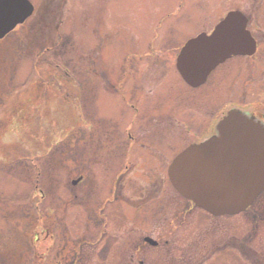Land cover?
<instances>
[{
	"label": "rangeland",
	"instance_id": "rangeland-1",
	"mask_svg": "<svg viewBox=\"0 0 264 264\" xmlns=\"http://www.w3.org/2000/svg\"><path fill=\"white\" fill-rule=\"evenodd\" d=\"M30 1L0 39V264H264V191L213 215L168 176L228 109L264 113V0ZM233 9L257 52L188 85L178 53Z\"/></svg>",
	"mask_w": 264,
	"mask_h": 264
},
{
	"label": "water",
	"instance_id": "water-1",
	"mask_svg": "<svg viewBox=\"0 0 264 264\" xmlns=\"http://www.w3.org/2000/svg\"><path fill=\"white\" fill-rule=\"evenodd\" d=\"M33 11L30 0H0V38ZM247 22L241 11H230L211 34L189 39L176 63L184 80L199 86L232 55L253 54L256 41ZM168 176L182 196L214 215L245 211L264 191V123L231 109L217 123L215 135L190 144L172 160Z\"/></svg>",
	"mask_w": 264,
	"mask_h": 264
},
{
	"label": "trees",
	"instance_id": "trees-1",
	"mask_svg": "<svg viewBox=\"0 0 264 264\" xmlns=\"http://www.w3.org/2000/svg\"><path fill=\"white\" fill-rule=\"evenodd\" d=\"M34 99H35V98H34ZM34 99H32V101H33ZM13 102H14V100L11 99V104H12ZM13 105H14V104H12V105H8V106H9V108H10V107H12ZM79 124H80V123H79ZM91 130H93V127L91 128ZM74 131H75V130H70V131H68V132H65V135H64V136H65V139H68L69 136H73V135H74V133H73ZM44 139H45V137H43V139L40 141L39 145H43V146H44V144L42 143ZM49 147L51 148V146H49ZM33 148H36V145H35V144H33ZM40 149H41V150H44L45 148H43L42 146H41V147L39 146L38 148H36L35 150L33 149V150H34V151H36V150H37V151H40ZM40 218H41V217H40ZM40 218H39V219H40ZM42 223H43V222H42Z\"/></svg>",
	"mask_w": 264,
	"mask_h": 264
},
{
	"label": "flooded vegetation",
	"instance_id": "flooded-vegetation-1",
	"mask_svg": "<svg viewBox=\"0 0 264 264\" xmlns=\"http://www.w3.org/2000/svg\"><path fill=\"white\" fill-rule=\"evenodd\" d=\"M258 41V40H257ZM258 46H259V41H258ZM249 112H252L253 114L255 113V115L264 122V113H261L259 111H252L249 110Z\"/></svg>",
	"mask_w": 264,
	"mask_h": 264
}]
</instances>
